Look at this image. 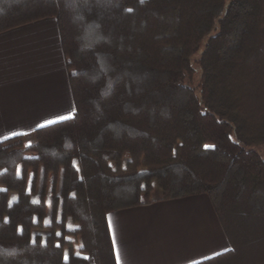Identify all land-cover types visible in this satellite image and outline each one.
I'll list each match as a JSON object with an SVG mask.
<instances>
[{"label": "trees", "instance_id": "1", "mask_svg": "<svg viewBox=\"0 0 264 264\" xmlns=\"http://www.w3.org/2000/svg\"><path fill=\"white\" fill-rule=\"evenodd\" d=\"M49 18L75 112L0 142V264H117L109 213L199 194L230 249L197 264H264V0H0Z\"/></svg>", "mask_w": 264, "mask_h": 264}, {"label": "crops", "instance_id": "2", "mask_svg": "<svg viewBox=\"0 0 264 264\" xmlns=\"http://www.w3.org/2000/svg\"><path fill=\"white\" fill-rule=\"evenodd\" d=\"M74 112L57 21L43 19L0 34V142ZM107 220L119 264H197L230 249L205 194L111 212Z\"/></svg>", "mask_w": 264, "mask_h": 264}, {"label": "rangeland", "instance_id": "3", "mask_svg": "<svg viewBox=\"0 0 264 264\" xmlns=\"http://www.w3.org/2000/svg\"><path fill=\"white\" fill-rule=\"evenodd\" d=\"M197 79H198L197 75H195L192 80H189L187 78L186 79V84L191 86V87H194L197 84ZM253 149H255L264 158V146L254 147ZM148 195H150V194H148ZM152 196H154L153 198L157 199V198H159L160 195H159V192L156 191Z\"/></svg>", "mask_w": 264, "mask_h": 264}, {"label": "snow or ice", "instance_id": "4", "mask_svg": "<svg viewBox=\"0 0 264 264\" xmlns=\"http://www.w3.org/2000/svg\"><path fill=\"white\" fill-rule=\"evenodd\" d=\"M141 2H143V0H141ZM127 11H129V12H131V11H133L132 9H127ZM59 119H64V117H59ZM54 121H47V123L48 124H51V123H53ZM13 135H16V133H13ZM31 145H29V147H30ZM21 232H22V229H21ZM113 242L115 243V238H113ZM57 247H59V245H57ZM77 255H79V253L77 254ZM65 260H67L68 259V257H67V254H65ZM83 259H90V257H82ZM119 261H120V256H119V250L117 249V262H118V264H119Z\"/></svg>", "mask_w": 264, "mask_h": 264}]
</instances>
